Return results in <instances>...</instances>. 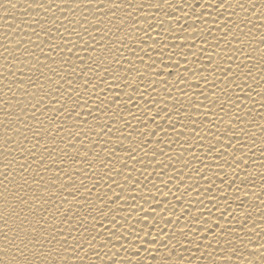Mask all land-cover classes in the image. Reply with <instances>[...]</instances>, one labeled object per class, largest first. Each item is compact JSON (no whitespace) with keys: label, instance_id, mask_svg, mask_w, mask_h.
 Listing matches in <instances>:
<instances>
[{"label":"bare ground","instance_id":"6f19581e","mask_svg":"<svg viewBox=\"0 0 264 264\" xmlns=\"http://www.w3.org/2000/svg\"><path fill=\"white\" fill-rule=\"evenodd\" d=\"M0 264H264V0H0Z\"/></svg>","mask_w":264,"mask_h":264}]
</instances>
